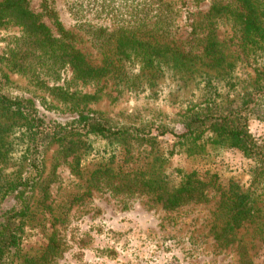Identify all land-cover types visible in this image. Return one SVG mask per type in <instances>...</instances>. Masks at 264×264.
<instances>
[{
  "label": "rangeland",
  "instance_id": "1",
  "mask_svg": "<svg viewBox=\"0 0 264 264\" xmlns=\"http://www.w3.org/2000/svg\"><path fill=\"white\" fill-rule=\"evenodd\" d=\"M227 4L233 0H28L54 35H59V26L75 35L73 44L88 64L100 65L106 55L114 56V37H91L100 28L175 47L194 57L195 71L177 74L164 66L152 80L139 81L138 64L132 60L125 67L129 79L122 82L111 75L81 80L67 65L55 71H17L4 59L20 32L12 24L0 28V70L24 89L21 93L45 97L53 117L86 109L124 123L164 121L208 97L201 70L209 71L210 87L222 93L218 101L239 96L263 70L264 52L248 45L230 20L211 13L213 5ZM211 34L226 60L222 71L202 66ZM2 121L0 212L11 203L2 195L6 183L26 173L28 133L20 122L10 129ZM250 127L264 135V123L251 122ZM209 137L206 132L201 140L181 146L168 140L152 146L125 144L95 135L74 137L83 145L48 144L42 149L31 212L21 222L22 242L7 264H264V181L253 178L254 163L248 157L212 144ZM107 155H114L115 174L104 171ZM152 163L161 164L160 171L169 177L189 174L200 188L199 199L164 206L156 192L137 181ZM236 187L254 192L256 199L260 195L253 213L260 217L241 221L227 241H219L215 231L225 223L223 206Z\"/></svg>",
  "mask_w": 264,
  "mask_h": 264
},
{
  "label": "trees",
  "instance_id": "2",
  "mask_svg": "<svg viewBox=\"0 0 264 264\" xmlns=\"http://www.w3.org/2000/svg\"><path fill=\"white\" fill-rule=\"evenodd\" d=\"M211 13L223 15L230 20L246 38L248 45L264 52V1L233 0V4L213 5ZM7 24L17 26L20 31L12 41L13 47L8 48L7 58H4L7 65L17 71L34 70L35 67L55 71L67 65L81 80H95L111 75L117 82L128 81L125 67L131 60L138 64L136 78L139 81L152 80L164 66L177 74H191L195 71L194 57L175 47L142 39L133 33L115 34L100 28L94 30L91 37H109V40L114 37L116 50L114 56L112 53L109 57L106 55L103 64H88L73 44L75 35L61 26L58 28L59 35H54L41 22L40 15L29 8L28 0H0V28ZM257 38L261 39L262 46ZM106 51L110 52V48ZM113 57L116 63H113ZM224 58L215 35L211 34L203 49L202 66L222 71L226 62ZM201 73L206 77L201 80L209 92L202 102L182 114L169 116L164 121L150 119L124 123L106 113L86 109H72L63 114L56 113L53 117L50 115L54 113L53 106L49 105L45 97L21 93L24 89L0 70V129H5L6 122L2 119H6L8 128L11 129L20 122L28 131L26 173L7 182L2 190V195L10 198L11 203L0 212V264H7V258L11 257L12 251L19 248L22 242L21 222L31 212L32 189L42 174V149L50 143L76 144L82 141L74 137L95 135L109 141H123L125 144L133 141L152 146L168 140L172 141V145L181 146L201 140L206 132H210L213 137L208 139L212 144L241 152L254 163L253 178L264 181V135L254 133L250 127L251 122L264 123V68L258 72L249 89L236 98L220 101L218 97L223 96L222 93L215 85L212 88V84L208 83L209 71L201 70ZM132 81L137 85L138 82ZM230 83L234 85L233 81ZM89 97L91 96L83 95V98ZM107 158L104 171L117 173L112 167L114 155H107ZM161 167V164L156 167L152 163L149 169L140 171L137 180L140 181V186L156 192L163 205L171 208L181 202L199 199L200 188L195 185L194 178L184 173L174 174L179 178L169 177L160 171ZM253 194L254 192L247 190L240 191L237 187L229 191V198L223 206L225 223L215 231L219 241H227L228 233L241 221L260 217L253 216L256 203L260 201V195L256 199Z\"/></svg>",
  "mask_w": 264,
  "mask_h": 264
}]
</instances>
